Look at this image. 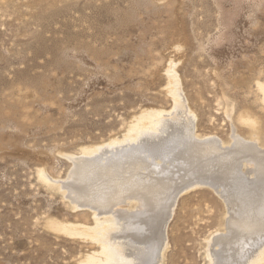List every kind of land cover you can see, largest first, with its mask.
I'll list each match as a JSON object with an SVG mask.
<instances>
[{
    "label": "rangeland",
    "instance_id": "rangeland-1",
    "mask_svg": "<svg viewBox=\"0 0 264 264\" xmlns=\"http://www.w3.org/2000/svg\"><path fill=\"white\" fill-rule=\"evenodd\" d=\"M171 61L200 136L229 141L226 99L264 130V0H0V264H81L93 252L47 226L93 218L54 184L73 168L65 156L121 137L141 111H169ZM214 192L179 198L163 264H208V241L225 232Z\"/></svg>",
    "mask_w": 264,
    "mask_h": 264
},
{
    "label": "bare ground",
    "instance_id": "bare-ground-1",
    "mask_svg": "<svg viewBox=\"0 0 264 264\" xmlns=\"http://www.w3.org/2000/svg\"><path fill=\"white\" fill-rule=\"evenodd\" d=\"M176 64L166 70L169 111L148 108L121 137L64 155L73 168L66 182L54 184L72 211L87 209L93 218L89 224L49 219L47 226L93 246L81 264H163L175 205L202 186L226 206L225 232L207 240L208 264H264V130L255 111L244 108L234 117L236 101L226 99L229 141L200 136ZM255 82L264 111V74ZM38 174L49 184L46 171Z\"/></svg>",
    "mask_w": 264,
    "mask_h": 264
}]
</instances>
